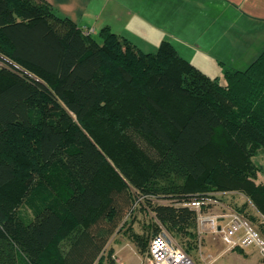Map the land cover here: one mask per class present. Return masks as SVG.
Returning a JSON list of instances; mask_svg holds the SVG:
<instances>
[{"label": "trees", "instance_id": "16d2710c", "mask_svg": "<svg viewBox=\"0 0 264 264\" xmlns=\"http://www.w3.org/2000/svg\"><path fill=\"white\" fill-rule=\"evenodd\" d=\"M0 64V264H97L134 196L187 255L189 199L238 191L264 217V185L251 181L264 49L220 84L167 42L143 54L107 27L83 36L44 0H0ZM38 186L49 199L30 212Z\"/></svg>", "mask_w": 264, "mask_h": 264}, {"label": "rangeland", "instance_id": "374dc122", "mask_svg": "<svg viewBox=\"0 0 264 264\" xmlns=\"http://www.w3.org/2000/svg\"><path fill=\"white\" fill-rule=\"evenodd\" d=\"M74 1L55 2L69 9L73 6L78 8L84 15L83 20H88L87 24L93 28L92 37L96 38L102 28L110 27L109 30L117 37L127 40L143 54L151 55L157 52L162 42H167L182 60L207 78L218 79L220 84H224L225 69L245 70L264 49L263 19L256 15L247 16L244 11L229 7L224 11L216 10L210 6V3L217 5L216 0H198L200 9L196 13L178 6L175 0H144L145 6L133 9L127 0ZM96 18L97 24L103 25L95 24ZM135 138L146 153L151 156L155 153V149ZM252 162L258 171L251 181L257 186L264 185L263 149L257 151ZM220 194H223L218 197L222 205L243 215L264 237L261 215L243 193L227 191ZM48 199L46 190L38 186L26 199L25 207L31 212V207L37 208ZM156 202L162 203V200ZM221 210L214 208L209 214L223 213ZM155 228L161 227L149 211L147 202L134 196L132 211L124 217L118 230L109 239L102 260L97 264H145L146 251H138L135 237H141L148 245ZM195 234V243L188 253L194 264H264L255 250L229 249L219 235H197L196 229ZM170 237L186 251V240L173 235Z\"/></svg>", "mask_w": 264, "mask_h": 264}, {"label": "built area", "instance_id": "2783aa9c", "mask_svg": "<svg viewBox=\"0 0 264 264\" xmlns=\"http://www.w3.org/2000/svg\"><path fill=\"white\" fill-rule=\"evenodd\" d=\"M83 36H92L93 30L81 29ZM211 193L189 199L182 205L196 215V233L216 234L229 249L255 250L264 262V237L245 217L220 203L219 196ZM214 208L223 213L209 214ZM264 224V217L259 216ZM145 264H194L189 256L176 245L162 229L151 236L147 245Z\"/></svg>", "mask_w": 264, "mask_h": 264}, {"label": "crops", "instance_id": "0c3cea01", "mask_svg": "<svg viewBox=\"0 0 264 264\" xmlns=\"http://www.w3.org/2000/svg\"><path fill=\"white\" fill-rule=\"evenodd\" d=\"M44 1L47 4H49L60 16L66 17L71 22H73L77 26V28L93 30V28H90L92 26H89L86 22L88 20H83L84 15L82 14V12L80 13V10H78V8L73 6L71 9H69L68 7L56 4L55 1H58L59 3L61 2V0H44ZM82 1L83 0H77V3L82 2ZM175 1H176V4H178V6H181L182 8H188L192 13H196V11L200 9L198 5L199 4L198 0H175ZM216 1H218L217 5L210 3V6L216 10L224 11L227 9V7H229L235 11H244L245 13H247L246 14L247 16L256 15L262 18L264 21V0H216ZM127 2H129V6L132 9L137 6L139 7L145 6L144 0L142 1L141 0H127ZM73 3H75L74 0H73ZM94 23L95 24L98 23L97 18L95 19ZM97 25L101 26L103 24L101 23ZM105 25L108 26L107 24Z\"/></svg>", "mask_w": 264, "mask_h": 264}]
</instances>
